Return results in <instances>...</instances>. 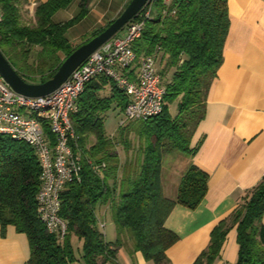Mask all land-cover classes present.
Instances as JSON below:
<instances>
[{"label":"trees","instance_id":"1","mask_svg":"<svg viewBox=\"0 0 264 264\" xmlns=\"http://www.w3.org/2000/svg\"><path fill=\"white\" fill-rule=\"evenodd\" d=\"M91 1L79 0L74 17L56 22L54 14L72 0L39 2L29 19L20 12L24 0H0V50L26 82L51 78L66 56L112 21L72 46L67 31L86 16ZM228 31L227 0H155L151 17L144 19L132 49L136 63L146 55L159 57L156 71L166 89L163 108L146 121L132 120L126 128L119 126L115 137L107 135L103 125L102 112L110 99L98 96L94 79L85 84L77 99L78 110L71 115L78 137L74 149L80 151L81 161L77 177L60 193L59 216L67 223L62 238L49 233L37 213L40 165L33 148L0 134L1 235L7 225L26 234L27 264H119L116 255L121 247L131 257L139 251L154 264H171L168 250L179 236L165 221L175 205L197 208L207 192L208 174L191 163L181 176L175 198H167L161 186L162 159L171 154L191 159L197 153L202 138L195 144L191 140L204 118ZM168 74L170 78L165 80ZM100 78L111 82V99L124 111L128 96L108 77ZM172 103L174 115L169 108ZM90 137L94 142L89 145ZM115 147L134 150L132 158L121 164ZM99 203L109 206L115 242L107 241L99 226L95 210ZM263 213L264 176L214 226L208 246L192 264H212L233 228L238 245L235 264H264ZM72 235L81 240L78 257L71 245Z\"/></svg>","mask_w":264,"mask_h":264},{"label":"crops","instance_id":"2","mask_svg":"<svg viewBox=\"0 0 264 264\" xmlns=\"http://www.w3.org/2000/svg\"><path fill=\"white\" fill-rule=\"evenodd\" d=\"M45 1L24 0L20 6L22 17L31 18L36 4ZM129 1L92 0L86 16L77 23L85 20L89 22L88 26L72 36H69L72 27L67 31L70 44L78 45L77 41L98 30L103 20L109 22L116 18ZM75 2L78 7L79 0ZM227 6L229 31L224 43L223 61L208 93L204 118L191 140L195 144L202 138V143L193 158L186 157V162L179 157L183 156L181 154H171L175 155L173 157L167 155L170 156L168 164L171 158L174 164V171L170 174L163 176L161 167L162 192L171 199L175 198L181 176L191 163L208 174L207 192L197 208L175 205L165 221V226L179 236V240L168 250L171 264H192L208 246L214 226L233 210L245 191L264 176V0H227ZM68 8L57 11L53 20L63 22L70 19ZM109 15L111 18L106 19ZM158 62L159 57L155 62L156 69ZM137 63L127 72L131 80L136 79ZM100 77L103 76L93 81L99 86L98 96L110 99L109 106L102 112L103 125L106 134L115 137L124 111L115 99H111V82H101ZM161 82L164 85L163 79ZM109 114L118 119L113 129L106 126L105 120ZM93 142V137H90L89 145ZM115 150L121 164L131 159L134 151L125 152L119 147H115ZM95 210L99 222L109 216V238H106L104 230L106 223L102 231L107 241L115 242L116 229L108 204L99 203ZM262 222L264 224V213ZM73 237L76 236L72 235L71 245L78 257L81 254V240L76 238L77 256ZM237 251L236 231L233 228L226 235L219 255L212 264H235ZM29 254L25 233L18 232L13 225H7L2 236L0 227V264H27ZM116 256L119 264H154L139 251L131 257L123 247L118 249ZM73 264L83 263L76 261Z\"/></svg>","mask_w":264,"mask_h":264},{"label":"built area","instance_id":"3","mask_svg":"<svg viewBox=\"0 0 264 264\" xmlns=\"http://www.w3.org/2000/svg\"><path fill=\"white\" fill-rule=\"evenodd\" d=\"M154 1L147 0L136 15L139 18L134 17L123 28V35L99 46L48 95L32 98L18 94L0 74V134L33 148L40 165L37 213L46 230L60 238L67 232V223L59 216L60 193L77 177L81 161L80 151L74 149L78 137L71 115L78 110L77 99L85 84L105 76L128 96L119 125L146 121L162 111L166 89L156 71L155 55L139 58L135 80L124 74L137 61L132 42L140 36L144 19L151 17ZM99 226L103 228V222Z\"/></svg>","mask_w":264,"mask_h":264},{"label":"water","instance_id":"4","mask_svg":"<svg viewBox=\"0 0 264 264\" xmlns=\"http://www.w3.org/2000/svg\"><path fill=\"white\" fill-rule=\"evenodd\" d=\"M147 0H130L123 11L103 30L77 46L58 66L51 78L41 83L26 82L0 50V74L5 82L18 94L26 97H41L55 91L92 52L114 37L129 23Z\"/></svg>","mask_w":264,"mask_h":264},{"label":"rangeland","instance_id":"5","mask_svg":"<svg viewBox=\"0 0 264 264\" xmlns=\"http://www.w3.org/2000/svg\"><path fill=\"white\" fill-rule=\"evenodd\" d=\"M76 0H72V2H71V4H70V6H68L69 8H68V12H67V14L69 15V17L70 18H72V17H74L78 12H79V7H77V3L75 2ZM128 4V3H127ZM125 6V5H124ZM122 7V9H120L121 10V12L123 11V9L125 8V7ZM120 12V13H121ZM118 16V15H117ZM109 18H111V15H109V17H106V19H109ZM107 21H105V20H103V25H101V27H103V26H105L104 24L106 23ZM88 21H83V22H81V23H79V24H76L74 27H72V29H70V32H69V36H72L73 34H79V33H81L82 32V30H84L87 26H88ZM100 27V28H101ZM118 34H124V30L122 29V30H120L116 35H118ZM115 35V36H116ZM86 36V35H85ZM84 36V37H85ZM84 37L82 38H80L78 41H77V43L78 44H80V43H82V41L84 40ZM2 50L4 51L5 50V48H2ZM11 61H13V59H11ZM170 110H171V113H173L174 114V112H175V110H176V108H175V103H172L171 105H170ZM123 118H124V113H123ZM106 126H107V128H110V129H113L115 126H116V124H117V121H118V119H117V117H114V116H112L111 114H109L107 117H106ZM119 123H120V121H119ZM128 125V122H125V123H123L122 125H119V126H122V127H125L126 128V126ZM119 148H121V147H119ZM172 157L173 156H175V155H171ZM170 156H164L163 157V159H162V168H163V176H166V174L167 173H169L170 174V172H173L174 171V164H173V162H171L172 160H173V158H171L172 160H170V162H169V164H168V161H169V158ZM183 161H185L186 162V160H187V158L185 157V156H179ZM168 175V174H167ZM103 219H104V221H103V224H105L106 223V227H105V233H106V238H109V232L111 231V225H110V219H109V216H106L105 218L103 217ZM75 242H76V238L75 237H73V239H72V243H73V246H74V248H75V252H76V255L78 256L79 255V252H78V250H77V247H76V244H75Z\"/></svg>","mask_w":264,"mask_h":264}]
</instances>
